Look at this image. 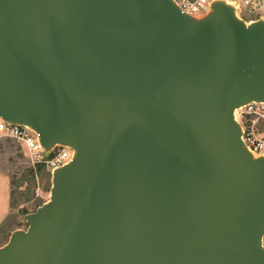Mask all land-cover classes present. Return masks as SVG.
Wrapping results in <instances>:
<instances>
[{
	"label": "water",
	"instance_id": "95a60500",
	"mask_svg": "<svg viewBox=\"0 0 264 264\" xmlns=\"http://www.w3.org/2000/svg\"><path fill=\"white\" fill-rule=\"evenodd\" d=\"M251 102L264 16L231 0H0V117L73 151L0 264H264Z\"/></svg>",
	"mask_w": 264,
	"mask_h": 264
},
{
	"label": "built area",
	"instance_id": "2783aa9c",
	"mask_svg": "<svg viewBox=\"0 0 264 264\" xmlns=\"http://www.w3.org/2000/svg\"><path fill=\"white\" fill-rule=\"evenodd\" d=\"M179 7L194 16H202L210 8L212 0H175ZM238 5L239 14L244 9L248 12L264 11V0H231ZM260 17V15H259ZM251 116L262 118L264 121V102H251L235 111L236 119L241 122L243 127V140L245 145L255 156L264 155V133H260L249 127L245 120ZM0 133L13 137L21 142L29 152L33 164H44L48 169L53 171L67 163L72 157V149L66 146L56 147L48 157L44 156L42 145L39 141L38 134L31 128L23 125L13 124L5 121L0 117Z\"/></svg>",
	"mask_w": 264,
	"mask_h": 264
},
{
	"label": "rangeland",
	"instance_id": "374dc122",
	"mask_svg": "<svg viewBox=\"0 0 264 264\" xmlns=\"http://www.w3.org/2000/svg\"><path fill=\"white\" fill-rule=\"evenodd\" d=\"M240 15L248 20L257 19L263 14L244 9ZM245 123L249 127L254 126L256 131L264 133L262 118L251 116L245 120ZM0 160L7 165L11 175L12 215L19 222V228L27 229L28 223L23 219L24 214L34 212L50 198L52 171L44 164H33L25 146L19 140L2 133H0ZM1 241L0 245H4Z\"/></svg>",
	"mask_w": 264,
	"mask_h": 264
},
{
	"label": "crops",
	"instance_id": "0c3cea01",
	"mask_svg": "<svg viewBox=\"0 0 264 264\" xmlns=\"http://www.w3.org/2000/svg\"><path fill=\"white\" fill-rule=\"evenodd\" d=\"M249 18L248 20H252ZM12 182L8 167L0 160V240L5 244L19 222L12 215Z\"/></svg>",
	"mask_w": 264,
	"mask_h": 264
}]
</instances>
